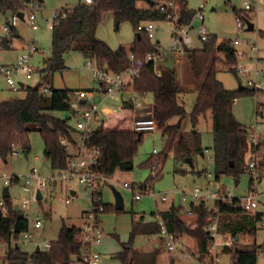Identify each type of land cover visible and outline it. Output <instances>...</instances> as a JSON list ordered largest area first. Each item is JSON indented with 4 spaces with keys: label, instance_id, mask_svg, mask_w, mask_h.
I'll return each mask as SVG.
<instances>
[{
    "label": "trees",
    "instance_id": "obj_1",
    "mask_svg": "<svg viewBox=\"0 0 264 264\" xmlns=\"http://www.w3.org/2000/svg\"><path fill=\"white\" fill-rule=\"evenodd\" d=\"M145 4L146 8L138 7ZM177 26H185L194 17V11L187 8L186 0H177ZM21 10L20 0H0V16H12ZM66 13L52 28L51 54L44 61V69L40 72V80L34 86H27L22 92L23 99H12L0 103V159L5 160L21 149L29 153L28 135L37 133L44 146V158L49 162L52 172L64 171L68 168V160L79 146L98 152L92 171L106 179L117 171L130 172L133 169L134 157L141 143L143 132H135L134 123L136 110L132 104L123 100L119 112L111 114L103 111L107 121L83 135L73 129L68 121L72 116L70 102L75 99V92L67 89L48 87V76L64 69L63 56L69 50L82 53L86 58L96 62L98 69H108L121 73L129 66V55L134 59L143 60L147 55H159V45L151 43L147 34L139 31L143 23L165 21L166 14L159 12L150 0H92L91 4H78L73 9H61ZM111 13L115 20L126 21L136 32L134 42L127 51L123 48L112 50L104 42L94 37L95 30L102 20L104 13ZM11 37L16 36L15 30L10 29ZM1 48L8 49L9 41L3 39ZM218 54H222L226 64L236 62L235 51L229 41H218L210 36L208 43L201 48L183 49L191 75L197 83L196 99L189 113L190 126L195 129L198 118L210 115L213 135V161L216 179L221 176L232 177L236 180L245 174L244 158L252 153L247 140L245 127L236 121L232 113L233 103L239 95H254L252 89L239 88L236 91L226 90L217 80ZM158 74V75H157ZM47 87L48 95H43L41 89ZM132 90L139 96L152 95V104L144 115L145 119L153 121L155 129L164 136V147L160 154L149 158L143 167L152 168L155 160L159 170H152L157 178L168 154L177 150L183 158H189L190 150L181 135L182 122L187 112L179 95L184 92L174 69L156 67L153 62L144 65L140 76L134 80ZM43 95V96H41ZM87 102L81 101L80 108H85ZM69 113L66 119L56 118L50 113ZM176 119L175 123L172 121ZM197 138V133H193ZM71 149V150H70ZM258 160L255 165L257 176L264 174V143L256 147ZM232 164V166H230ZM154 178H149L141 189L151 184ZM253 191V178L249 179V192ZM237 198L232 199L235 204ZM9 207L6 217L0 216V241L6 246L3 261L7 264H70L73 260L79 262L82 253L87 250L80 242L81 230L67 227L64 223L48 251L35 250L31 253L21 252L12 242L27 229V222L21 214L10 205V199H5ZM92 212H116L113 206L101 201L100 190L92 194L90 199ZM218 201L214 209L208 210L201 201L197 206L190 205L194 224L187 225L182 215H187L183 208L171 206L166 212L152 213L155 219H161L167 231L175 237L188 236L194 239L199 260L208 254L210 239L203 231L207 220L222 217L221 231L235 237H250L255 239V225L261 220L260 213H245ZM160 227L157 222L141 224L133 221L128 240L121 243V252L115 255L120 264H141L134 258L133 243L136 235H158ZM234 247V246H233ZM264 254V243L258 248L224 249L222 254L231 258L232 264H257V257ZM144 264V263H143ZM153 264V259L150 263Z\"/></svg>",
    "mask_w": 264,
    "mask_h": 264
},
{
    "label": "rangeland",
    "instance_id": "obj_2",
    "mask_svg": "<svg viewBox=\"0 0 264 264\" xmlns=\"http://www.w3.org/2000/svg\"><path fill=\"white\" fill-rule=\"evenodd\" d=\"M21 1V0H20ZM85 0H37V5L33 8V14L38 24V30L32 31L26 22H20L15 28L16 38L13 39V47L10 50L0 49V66L15 65L20 57H26L27 64L34 71L30 80H24L25 86H34L40 80V72L44 69V61L51 54V35L52 31L49 26L53 23L54 14L61 9H73L78 4H84ZM187 8L190 11L197 12L202 7L203 27L207 29L210 36H214L218 41L236 40L238 45L235 49L243 53V57H236L234 64H226L222 54H218L219 63L217 64V80L226 90L236 91L239 88H248L247 82L254 78L255 71H264V0H186ZM247 5L250 10H245ZM138 7L146 8L145 4H139ZM241 20L242 28H238L237 19ZM246 22L254 25L252 32H247ZM4 23V19L0 18V25ZM154 27L153 38L151 43L159 45V55L156 56L154 62L156 67L166 68L173 66L171 55L173 52L170 47L173 43V34L175 26L172 22L155 21L151 22ZM144 25V23L142 24ZM194 43L187 46L188 49H199L203 45L198 40L197 29L189 32ZM136 32L133 31L129 22L122 21L115 27V19L111 13H104L100 24L97 26L94 37L104 42L112 50L123 48L129 50L134 42ZM0 37H4L0 31ZM35 47L36 52L30 54V48ZM254 48V49H251ZM177 60L174 67L179 69L178 78L184 92L179 95V102L183 104L187 115L182 122L181 135L184 137L186 144L190 150L189 158H183L177 151H171L160 174L154 178V172L159 170L155 160L152 168L143 167L149 158L161 153L164 147V136L158 130L144 133L141 143L138 146L137 153L133 161V169L130 172L117 171L112 177L103 182L100 189L101 201L105 205L114 207V197L112 190L120 193L123 200V210L120 213L104 212L95 216L97 226L102 233L99 245L91 247V254L96 255L99 264H120L114 258L115 254L120 251L121 243L128 240L131 232L132 222L141 220V224L147 223L154 217L151 215L156 212H164L170 206L183 208L185 212L190 210L191 198L182 202L183 194H190L194 190H198L205 197L204 205L209 207L208 210L214 209L215 201L208 198L211 193H219L220 196H229L231 198L245 197L249 192L250 175H240L239 183L235 185L236 179L221 175L216 181L214 173L213 161V135L210 115L206 114L198 118L195 129L190 126L189 113L191 112L196 99L197 83L192 78L191 70L185 56L183 54L175 55ZM183 58V59H182ZM170 62V63H169ZM221 62V63H220ZM166 63V65L164 64ZM169 64V65H167ZM64 69L62 71L53 72L48 76V87L53 89H67L76 92H84L87 94L86 107L94 105L98 114L101 116L99 120L94 121L93 128H97L101 121L106 122L103 111L107 110L111 114H117L121 107L122 101L127 100L131 96V88L128 86L122 95L121 100H111L107 98L98 80L93 76V71L97 70V64L94 60L85 58L78 51L69 50L63 56ZM165 65V66H164ZM174 67L172 69H174ZM238 68H244L245 74H239ZM22 79V78H19ZM258 81L264 84V77L258 76ZM254 95H239L233 103L232 113L238 123L245 129L251 126H257V134L261 144L264 143V91L252 89ZM25 93L22 91L13 92L8 89L4 81L0 80V102L6 98L23 99ZM152 95L148 94L143 98H138L142 108L135 109L136 115L143 113L146 105L152 103ZM51 116L66 119L69 113H50ZM176 119L172 121L175 123ZM69 125H74V120L70 118ZM193 133H197V138ZM29 153L27 158L24 157L21 149H15L16 154L8 156L5 160L0 159V175L15 176L20 179L18 184L9 188L10 194L17 199L15 205H20L21 201L27 197L21 193L20 185L24 177L30 175L32 169L36 170V175L40 180H48L55 172H52L49 162L44 158V146L37 133L28 135ZM80 147V146H79ZM209 153H205V150ZM71 150V149H70ZM155 151V152H154ZM78 153L75 152L73 156ZM190 160L191 166L187 162ZM250 162V156L244 158L243 168L246 169ZM149 178H154L151 184H147L145 189H140ZM253 178V189L259 193L264 192V174ZM127 184L130 189L122 188V184ZM36 180L34 181L33 189ZM148 193H145V192ZM76 195L72 198L71 193ZM137 193L141 197L139 200L134 199ZM42 199L31 203L30 218L38 217L42 223L39 230H33L30 226L33 240L40 244L41 249L45 242H54L58 236V232L64 223L67 227L81 228L87 224L85 212L91 208L89 191L77 183H58L54 189L46 187L40 193ZM165 197V201L161 198ZM258 207L253 213H261L264 210V198H257ZM64 201H68L65 203ZM194 217L191 215H182V220L187 224H194ZM211 219V218H210ZM157 221V220H156ZM222 217H218V228L220 234ZM256 237H243V242H237L230 249H251L259 247L264 243V229L259 225H255ZM229 234V233H228ZM186 237L190 241V249L196 248L194 239ZM222 240V239H221ZM18 248L21 252L30 253L32 250L24 243V235L17 238ZM16 242V241H15ZM153 244L150 246L146 237L142 234L136 235L133 243V257L139 258L142 263H149L153 257L145 255L149 252V248L156 246L158 251L164 255L157 257V264H170V259H174L173 264H201L198 254L196 257L190 254L182 255V247L176 245V254H167L165 243L163 244L157 238H152ZM6 246L0 248V263L7 264L3 261ZM222 248H217L219 255L217 264H232L231 258L227 254H222ZM166 252V253H164ZM83 254V253H82ZM30 264V263H27ZM257 264H264V254L260 253L257 257Z\"/></svg>",
    "mask_w": 264,
    "mask_h": 264
},
{
    "label": "built area",
    "instance_id": "obj_3",
    "mask_svg": "<svg viewBox=\"0 0 264 264\" xmlns=\"http://www.w3.org/2000/svg\"><path fill=\"white\" fill-rule=\"evenodd\" d=\"M92 0H85L84 4H91ZM151 4L155 6L161 13L166 14V19L169 22H172L175 26V31L173 34V43L170 47V50L175 55L183 54L184 47L190 46L194 43L192 37L189 32L191 30L197 29L198 31V40L201 43H208L210 40V35L207 33V29L203 27V14L202 7L195 13L192 20L189 24L185 26H177V13H178V5L177 0H150ZM37 5V0H21V10L18 13L22 14V18L20 19L17 14H13L10 16V19L7 22V25L2 26V31L6 38H11L10 29H15L20 22H26L30 30L36 31L38 30V24L33 14V8ZM245 10H250V8L245 5ZM66 13L63 11H56L53 18L52 25L49 26V29L55 26V24L60 20L65 18ZM198 22V27L194 28L193 23ZM238 28H242L241 20L237 19ZM139 31H143L147 34L149 39L153 38L154 35V27L151 22L144 23L139 27ZM232 47L235 51V55L239 58L243 57V53L237 51L235 46L238 45L236 40L232 41ZM254 49V48H251ZM37 49L35 47L30 48V54L36 52ZM155 55H147L143 60L134 59L129 55V66L121 73H114L109 71L108 69H97L93 71V76L98 80L99 85L102 87V91L104 95L111 99L119 101L122 98V95L126 91V88L130 86L131 88V96L127 99L135 109L142 108L141 103L137 101L138 98H144L145 96H139L132 90V85L135 79L140 76V73L145 64L150 62H155ZM239 74H245L246 70L244 68H238ZM34 73L33 69L28 66L26 57H20L15 65H1L0 66V79L4 81L9 90L13 92L22 91L26 88L24 84V80H30L32 74ZM158 75V74H157ZM262 75L264 77V71H255L254 78L247 82L248 88L264 91V84L258 81V76ZM22 78V79H19ZM23 85V87L20 86ZM43 95H48L49 90L47 87H43L41 89ZM75 99H72L70 102V110L72 111L71 118L74 120L73 129L83 135L92 131V124L94 121L100 119V115L98 114L97 108L94 105H90L87 109L80 108L79 104L81 101H85L87 98V94L84 92H76ZM135 132H150L155 130V125L153 121L149 119H145L144 115L138 114L136 115V120L134 123ZM258 127L251 126L246 129L247 140L252 148V153L249 154L250 162L246 168V173L250 176L255 174V165L258 160V154L256 153V147L261 144L259 140V136L257 134ZM155 152V151H154ZM16 154V152H13ZM12 154V155H13ZM98 157V152L95 150H88L82 145L79 147L78 153L76 156H72L68 160V168L64 171L55 172L52 177L48 180H40L36 175V170L32 169L30 175L24 177L22 180V184L19 186L20 191L24 194L27 199L21 201L20 205H15L17 199L13 197L9 188L14 184H18L20 179L15 176H6L0 175V216L6 217L9 212V207L5 203V199H10L11 207L16 208V211L21 214V217L24 221L27 222V229L25 232L21 233L24 235L25 241L29 247L34 251L36 247L39 248L40 251H48L50 249L51 242H45L43 248L41 249L40 244L36 243L33 240V235L30 231V226L33 230H39L42 227V223L38 217L34 219L30 218V204L38 201L36 198V194L39 191L40 193L46 187H51L54 189L58 183H77L83 186L87 191H89V197L91 199L92 194L99 191L102 187L103 182L106 181V178L97 175L92 171V166L95 164ZM36 180L35 187L33 189L34 181ZM122 188L130 189V186L127 184H122ZM7 189L9 196L8 198L3 197V190ZM145 193H148L147 191ZM134 199L139 200L140 195L135 193ZM75 195H71L70 200L74 198ZM188 198H191L190 205L197 206L203 199L205 198L200 191L194 190V192L190 194H183L181 197L182 202H185ZM210 199L214 201H218L225 204H233L232 199L229 196H220L218 193H211L209 195ZM238 201L233 204V207L237 210L243 211L245 213H253L255 209L258 207V202L256 197L249 193L245 197L237 198ZM166 198L162 197L161 201H165ZM68 201H64L67 203ZM92 207L89 211L85 212L87 224L84 226V229L81 230L80 242L83 246L87 247V250L82 254L81 260L79 262L73 260L70 264H99L98 257L96 255L91 254V247L99 245L102 238V233L97 226V222L95 221V215L92 212ZM187 215H191L190 211L186 212ZM261 214V220L259 221V225L262 229H264V210ZM157 224L160 227L159 236L164 240L166 251L169 254H176V243L177 237L173 234L169 233L164 225V222L161 219H157ZM203 231L208 235L210 239L208 254L200 263L201 264H217L219 262V255L216 252L217 248L230 249L238 242L236 238L231 234L225 233L220 234L218 228V217H213L207 220L206 226L203 228ZM20 234V235H21ZM222 239V240H221ZM15 246L18 244V241L12 242ZM3 246L0 241V248Z\"/></svg>",
    "mask_w": 264,
    "mask_h": 264
},
{
    "label": "crops",
    "instance_id": "obj_4",
    "mask_svg": "<svg viewBox=\"0 0 264 264\" xmlns=\"http://www.w3.org/2000/svg\"><path fill=\"white\" fill-rule=\"evenodd\" d=\"M0 18L1 19H4V23L3 24H1L0 25V31L2 32V34H3V36L4 37H0V43L2 42V40L3 39H6V40H8L9 41V48L8 49H6V50H10L12 47H13V39L14 38H16L17 36H14V37H11L10 39L9 38H6V36L4 35V33H3V31H2V26L5 24V25H7V22H8V20L10 19V16H5V17H3V16H0ZM254 26V25H253ZM15 30V29H14ZM254 30V29H253ZM15 32H16V30H15ZM231 46H232V44H231ZM0 49H3V48H1V44H0ZM3 50H5V49H3ZM174 54V53H173ZM171 55V58H172V60H171V62H172V64H173V66L171 67V68H173L174 67V65H175V63L177 62V60L178 59H176V57L174 56V55ZM185 58V57H184ZM183 59V58H182ZM186 60V59H185ZM187 62V61H186ZM170 63V62H169ZM219 63V62H218ZM221 63V62H220ZM165 65H166V63H164ZM164 65V66H165ZM167 65H169V64H167ZM168 67H170V66H168ZM174 70H175V72H176V75H177V78H178V73L177 72H179V69H177V67H174ZM180 73V72H179ZM1 80V79H0ZM178 81L180 82V79L178 78ZM13 98H6L5 100H3V101H1V102H5V101H9V100H12ZM144 99V98H143ZM153 101V100H152ZM0 102V103H1ZM152 104V103H151ZM151 104L150 105H146L145 104V108L143 109V113L141 114V115H145L146 114V111H147V109L151 106ZM142 106H144V104L142 105ZM140 114V113H139ZM205 153H209V151L206 149L205 150ZM247 155H249V154H247ZM219 180V177L216 179V181H218ZM237 181V182H236ZM235 181V185H237L238 183H239V180H236ZM141 189V188H140ZM72 193H74V192H72ZM219 194V193H218ZM249 194V193H248ZM252 194L256 197V200H257V198H264V192H261V193H259L256 189H253V191H252ZM73 195H76L75 193L73 194ZM220 195V194H219ZM204 200H205V198L203 199V202H204ZM258 201V200H257ZM205 204V203H204ZM171 207V206H170ZM169 207V208H170ZM207 209H209V207H206ZM168 211V210H167ZM164 212H166V211H164ZM156 213H159V212H156ZM156 220L157 219H155V218H153V219H151L150 221H148L147 223H144V224H152V223H155L156 222ZM72 227H74V226H72ZM75 228H77V227H75ZM78 229H80V230H83L84 229V227H81V228H78ZM144 237H146V239H147V241L149 242V244H150V246L153 244V242H152V238H157L158 240H160L163 244H164V240L159 236V235H143ZM238 242H243V237L242 236H240L239 238H238V240H237ZM176 245H179V246H181L182 247V255H186V254H190L191 256H197V252H196V250L194 249H190V241H189V239H188V243H187V240H186V237H183V236H178L177 237V243H176ZM17 246V248H18V244L17 245H15V247ZM134 250V249H133ZM30 253L31 252H33V250H30L29 251ZM121 252V248H120V251L118 252V253H120ZM167 252V251H166ZM166 252H164V253H166ZM118 253H116V254H118ZM115 254V255H116ZM164 255L162 252L160 253L159 251H158V249L156 248V246H152V247H150L149 248V252L148 253H145V255H147V256H149V257H153V264H157V257L159 256V255ZM167 254H169L168 252H167ZM114 258H115V256H114ZM197 258V260H198V257H196ZM150 263V262H149ZM174 263V259H170V264H173ZM1 264V263H0ZM141 264H143V263H141Z\"/></svg>",
    "mask_w": 264,
    "mask_h": 264
},
{
    "label": "water",
    "instance_id": "obj_5",
    "mask_svg": "<svg viewBox=\"0 0 264 264\" xmlns=\"http://www.w3.org/2000/svg\"><path fill=\"white\" fill-rule=\"evenodd\" d=\"M38 1H39V0H38ZM17 16H18L20 19L22 18V14H21V13H18ZM117 24H118V21L115 20V27H117ZM198 25H199L198 22H194V23H193V27H194V28L198 27ZM253 29H254L253 24L250 23V22H246V29H245V30H246L247 32H252ZM84 57L86 58V56H84ZM20 86L23 87L22 84H20ZM41 96H43V95H41ZM23 155H24L25 158H27V152H26V151L23 152ZM187 162H188L189 165L191 166V162H190V160H187ZM230 166H232V164H230ZM236 182H237V181H236ZM111 190H112V194H113V197H114V208H115V210H116V211H122V210H123V200H122V197H121L120 193H118V192H117L116 190H114V189H111ZM73 194H74V193H71V195H73ZM8 196H9L8 190H7V189H4V190H3V197H4V198H8ZM36 198H37L38 201H40V200L42 199L41 194H40L39 191H38L37 194H36ZM15 211H16V208H15ZM236 240H238V239L236 238ZM16 248H17V246H16ZM35 252H36V253H39V252H40V250H39L38 247H36Z\"/></svg>",
    "mask_w": 264,
    "mask_h": 264
}]
</instances>
